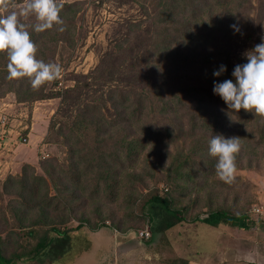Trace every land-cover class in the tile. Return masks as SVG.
I'll list each match as a JSON object with an SVG mask.
<instances>
[{
    "label": "trees",
    "instance_id": "1",
    "mask_svg": "<svg viewBox=\"0 0 264 264\" xmlns=\"http://www.w3.org/2000/svg\"><path fill=\"white\" fill-rule=\"evenodd\" d=\"M150 1L160 12L151 22V32L146 31L149 41L141 49L140 45H132L128 51L133 57L129 61L130 69L135 74L140 68L145 71L142 81L148 87L143 90L151 89L153 96H146L141 90L131 98L127 93L118 92L115 87L110 88L108 100L112 110L108 116L88 101L80 104V96L74 97L77 93L72 96L70 93L71 99L66 97L68 101L64 103V109L49 125L52 127L56 122L60 123L59 132L67 142L68 169L60 168L63 175L58 178L57 173L54 174L55 165L51 167L53 164L44 160L42 169L46 173L49 171L48 178L42 174L24 173L19 177L8 175L0 183V264H36L41 256L49 253L57 239L79 230L95 232L100 228L108 229L110 226L105 224L102 211L103 208L108 210L119 196L125 197L123 201L126 207L124 214L111 226L120 229L121 233L134 229L133 226H125L131 217L147 219L149 226L145 228L149 230V238H155L187 220L212 227L225 223L246 230L264 224L251 219L242 209L232 211L226 206H212V203L201 214L195 213L190 218L186 215V206L181 203V196L193 182L189 164L195 160L191 159V154L198 153L200 165L205 168H208L206 161H211L209 164L213 165L216 160L208 152V140L213 135L240 138L236 167L241 156H251L246 159V166L251 167L258 160V153L262 155L255 149L257 142H264V117L256 115L254 111L228 109L212 89L214 81L219 83L231 79L235 83L232 71L237 64L231 62L229 55L237 46L244 45L251 50L262 42L264 0H254V3L253 0ZM57 3L62 5L59 13L62 24L36 32L31 27L35 22L20 20L29 25L27 30L37 47L36 58L46 63H52L48 55L56 52L58 43L68 41L72 36L74 17L81 9V2L77 0H57ZM172 14L178 16L180 21L175 20ZM171 19L175 22L172 23ZM243 19L249 24L246 35L252 32L251 35L257 36L255 40L251 35H245L242 37L246 40L241 43L239 36H236L240 34L235 33L236 25ZM141 24L142 21L131 24L128 31L140 29ZM249 38L250 43L246 45ZM128 41L124 36L115 44V51L108 53V57L112 59L111 56H118L114 60L121 59L119 55L123 57ZM139 52L141 56L136 58ZM138 60L140 65H134ZM239 61L240 64L247 63L246 56ZM120 62L117 64L125 60L122 58ZM7 63V54L0 52V93L11 91L20 101L35 100L48 94L43 90L46 83L34 90L28 78L9 79ZM221 65L226 70L219 76H213ZM117 67L112 64L104 68L98 64L91 70L88 81L86 76L79 79L83 81L82 87L85 89L79 93L88 97L93 86V90L97 86L100 88L111 81L117 71L121 72ZM193 68L197 70L186 71ZM166 84L172 87L173 92H168ZM75 107L70 122L63 119ZM150 116L154 117L153 121ZM183 117L186 118L189 135L197 136L196 145L189 146L185 152L182 147L176 146V150L170 154V147L175 146V133L178 135L184 131ZM255 131L259 137L247 140ZM147 139L151 140L149 147L145 143ZM203 140L207 142L206 147L200 144ZM144 148L147 156L141 158ZM152 151L159 153L160 158L169 155L165 166L155 162L158 168L164 167L165 178L170 182V188L164 193H160L155 186L148 187L145 193L137 190L138 184L147 185V177L153 175L154 161L150 164L146 162ZM249 151L251 154H248ZM209 174L210 171H205L203 179L206 180ZM37 183L41 184L43 190L36 189ZM203 185L202 182L199 187ZM5 195L11 196L6 200L7 204H4ZM5 232V237L10 236L13 244L8 254L4 253Z\"/></svg>",
    "mask_w": 264,
    "mask_h": 264
},
{
    "label": "rangeland",
    "instance_id": "2",
    "mask_svg": "<svg viewBox=\"0 0 264 264\" xmlns=\"http://www.w3.org/2000/svg\"><path fill=\"white\" fill-rule=\"evenodd\" d=\"M58 1L71 2L73 0ZM77 1L81 2V9L74 17L75 27L72 36L69 37L68 41H60L56 52L48 55L51 57L52 63L59 64L62 68V75L58 79L46 82L43 90L48 94H45L43 98L20 101L11 91L4 94L0 93V118L5 120V124L0 127V183L8 175L19 177L24 173L42 174L48 178L49 171L47 170L48 173H46L42 169L44 160H47L48 164H53L51 167L55 165L54 174L57 173L58 178L63 175L60 168L62 170L68 169L70 163L67 154V142L59 132L60 123L56 122L52 127L49 123L52 119L55 122L56 117H59L57 114H60L64 109V103L68 101V98L71 99L70 93L71 96L77 93L74 97L80 96V104L82 101H88V103L99 107L108 116L112 110L111 102L108 100L110 88L115 87L118 92L127 93L132 98L136 95L135 93H140L141 90L148 87L145 85V81H142L145 71L140 68L136 70L138 73L135 74L130 69L129 61L133 60V57L128 48L132 45L135 47L140 45L139 49H141L144 44L147 45L149 36L146 31L151 32L153 28L151 22L159 16L160 11L152 5L150 0ZM22 4L23 0H10L8 11H18ZM173 17L180 21L175 14ZM20 20H26L27 23L38 22L34 14L28 17L21 16ZM175 20L171 19V22L174 23ZM138 21H142L141 28L138 30L132 28L128 31L130 25ZM248 25L246 19L236 25L235 33H240L236 36H239L241 43L246 40L242 36L246 35ZM177 29L179 28L177 27ZM251 34L252 32L246 36ZM124 36L129 40L126 43L129 45L125 48L123 57L119 55L121 59L117 60L114 59L118 56L109 58L108 53L115 51V44ZM256 37L254 34L251 35L253 40ZM249 41L246 45L250 43ZM247 51L249 50L244 45L237 46L229 55L231 62L240 64L239 60L244 57ZM140 56L139 52L136 58ZM122 58L125 62L117 64L118 62L121 63ZM98 64L104 68L114 64L118 66L117 68L121 72L117 71L113 79L106 82L102 87L97 86V89L93 90L95 87L93 86L88 92V97L84 96V93H79L85 90L82 87L83 81L79 79L86 76V81H88L91 78V70ZM136 64L140 65V60L136 61L134 65ZM124 69H128V71L123 72ZM196 70L193 68L186 71L195 72ZM169 84L165 86L169 88L168 92L171 93L173 89ZM150 90H143L144 94L153 96ZM66 97L68 98L66 99ZM76 108L71 109V114L63 116V119H67V121L72 119ZM149 118L154 120L153 116ZM183 120L184 131L178 135L175 133V146L170 147V154L176 150V146L182 147L185 152L189 146L196 142L197 136L189 135L186 118L183 117ZM147 137L150 138L149 135ZM256 137L259 135L255 131L252 137L247 138V140L251 141ZM203 141L204 143H202ZM203 141L200 144L206 147L207 142L206 140ZM145 143L149 147L151 140L147 139ZM257 143L255 150L256 152L260 151L262 155L259 156L258 153V160L251 167L246 166V159L251 156H241L240 163L234 173V179L230 183H225L217 177L215 159L214 167L209 164L211 161H206L208 168H205L200 165L199 154H191V159L195 160L189 164L193 182L188 185L187 192L181 196V203L186 206L188 217L191 218L195 213L201 214L208 208L209 203H212V206H226L232 211L242 209L251 219L264 222V142ZM250 151L248 154H251ZM159 155L156 151H152L147 157V164L154 161L153 163L161 162L165 166L169 155L163 158H160ZM146 156V148H144L141 158ZM153 165V175L150 178L147 177V185L138 184V192L145 193L148 187L155 186L160 193H164L170 188V182H167L165 178L164 167L158 168L155 166L156 163ZM205 171L211 172L206 180L203 179ZM202 182L203 187H199ZM32 183L34 182L32 181ZM36 189L43 190L41 184L38 183ZM10 197V195H5L4 204H7L6 200ZM123 199L125 197L119 196L114 203H111L108 210L103 208L102 216L105 215L104 222L110 226L108 229L100 228L95 232L79 230L67 237L57 239L49 253L41 256L39 263L36 264H197L201 260L199 255L195 258V254L198 251H207L210 246L212 248L214 236L218 234H222V240L230 242L229 245L234 244L238 250H244V247L248 250L252 244L255 246L256 243L264 242V224L258 225V223V226L248 230L225 223H220L221 227L214 229L208 224L187 220L179 223L173 229L159 234L158 237L145 239L140 238L137 231L141 228H148L147 219L131 217L125 222V226H133L134 229L121 233L120 229L112 227L111 224L117 222L119 216L124 214L123 210L126 206ZM138 200L139 198L136 199L135 206H137ZM135 212L138 214L137 209ZM6 234L7 232L3 236L5 237ZM262 237L263 240L259 242L258 238ZM5 240L4 253L8 254L13 249V244L10 241V236L7 235ZM242 240L245 245L239 247ZM191 259L194 261L193 263L190 262Z\"/></svg>",
    "mask_w": 264,
    "mask_h": 264
},
{
    "label": "clouds",
    "instance_id": "3",
    "mask_svg": "<svg viewBox=\"0 0 264 264\" xmlns=\"http://www.w3.org/2000/svg\"><path fill=\"white\" fill-rule=\"evenodd\" d=\"M9 3L10 0H0V52L7 54L8 78H28L31 87L38 90L46 82L58 79L62 68L59 64L36 58L37 47L27 30L29 25L22 23L20 17L34 14L38 22L31 27L36 32H43L54 24H62L59 15L62 5L57 0H23L18 11L9 12ZM245 56L247 63L237 64L232 71L235 83L231 79L219 83L214 81L212 91L219 95L228 109L254 111L264 117V37ZM225 70L226 67L221 65L213 76H219ZM240 147V138L235 136L213 135L208 140L209 155L216 158V175L225 183L234 179L235 157ZM246 259L248 264H255L251 254Z\"/></svg>",
    "mask_w": 264,
    "mask_h": 264
},
{
    "label": "crops",
    "instance_id": "4",
    "mask_svg": "<svg viewBox=\"0 0 264 264\" xmlns=\"http://www.w3.org/2000/svg\"><path fill=\"white\" fill-rule=\"evenodd\" d=\"M220 227L221 224H219L217 227H211V228L216 229ZM214 237L215 238L212 241L213 242L212 248L210 246L207 249V251H202V252L198 251L195 254V258L199 255V258L201 260L197 264H248L246 257L249 254L253 256L255 260V264H264V242H261V240H263V237L258 238L259 242L261 243L259 244L256 243L255 246L252 244L248 250L246 247L243 248L244 250H238V247L237 248L236 246L234 247V244L229 245L230 242L228 243L225 240H222L223 239L222 234H218L217 236ZM246 242L248 243V240H246ZM241 245L239 247H243L245 245L243 243V240L241 242ZM190 262L193 263L194 261L191 259Z\"/></svg>",
    "mask_w": 264,
    "mask_h": 264
},
{
    "label": "built area",
    "instance_id": "5",
    "mask_svg": "<svg viewBox=\"0 0 264 264\" xmlns=\"http://www.w3.org/2000/svg\"><path fill=\"white\" fill-rule=\"evenodd\" d=\"M0 117H1V115H0ZM4 124H5V120H3V118H0V127L3 126ZM254 211L257 212V210H255V209H254ZM137 233H138L139 237L145 238V239H147L150 236L149 230L147 228H141L140 230L137 231Z\"/></svg>",
    "mask_w": 264,
    "mask_h": 264
}]
</instances>
